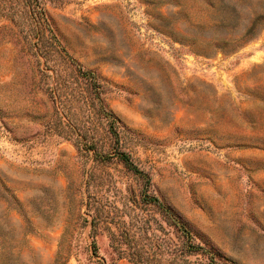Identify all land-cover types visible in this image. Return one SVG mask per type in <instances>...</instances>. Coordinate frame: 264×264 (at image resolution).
Segmentation results:
<instances>
[{
	"label": "rangeland",
	"instance_id": "1",
	"mask_svg": "<svg viewBox=\"0 0 264 264\" xmlns=\"http://www.w3.org/2000/svg\"><path fill=\"white\" fill-rule=\"evenodd\" d=\"M38 4L107 86L149 180L52 129L41 70L73 75L44 23L30 24L28 0H0V264H135L123 249L148 264H264V0ZM145 192L209 253L184 251Z\"/></svg>",
	"mask_w": 264,
	"mask_h": 264
},
{
	"label": "trees",
	"instance_id": "2",
	"mask_svg": "<svg viewBox=\"0 0 264 264\" xmlns=\"http://www.w3.org/2000/svg\"><path fill=\"white\" fill-rule=\"evenodd\" d=\"M20 3V0H19ZM30 24L34 30H42V22L50 31V39L57 43L58 48L55 52L60 54L65 65L71 72L72 79L62 69L56 65L49 66L47 70H41L45 80L47 81V95L53 105L54 115L51 122L52 129L66 139L72 140L79 151L90 153L95 151L97 155L107 158H118L129 170L134 171L146 181L145 173L134 163L130 153L124 149L121 139L125 125L113 113L106 103L107 86L103 83L99 74L90 69L84 68L66 49L63 47L50 28L45 11L39 6L38 0H28ZM46 39L45 34L43 35ZM67 70V69H66ZM104 124L106 131L112 141V147L115 155L105 154L100 151L99 141L97 139V123ZM145 192L143 200L154 203L158 209L167 215L169 223L180 232L184 238V251L190 254H208L209 251L194 241V238L188 228L178 219V217L170 211L157 198H149ZM120 244H127L124 231L120 233ZM127 241V242H126ZM132 249V248H131ZM122 255L129 257L135 264L151 263L138 252L129 249H123ZM210 264H219L216 257L209 256Z\"/></svg>",
	"mask_w": 264,
	"mask_h": 264
}]
</instances>
